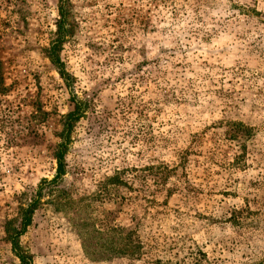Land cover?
Wrapping results in <instances>:
<instances>
[{"label": "rangeland", "instance_id": "obj_1", "mask_svg": "<svg viewBox=\"0 0 264 264\" xmlns=\"http://www.w3.org/2000/svg\"><path fill=\"white\" fill-rule=\"evenodd\" d=\"M18 255L264 264V0H0V264Z\"/></svg>", "mask_w": 264, "mask_h": 264}, {"label": "trees", "instance_id": "obj_2", "mask_svg": "<svg viewBox=\"0 0 264 264\" xmlns=\"http://www.w3.org/2000/svg\"><path fill=\"white\" fill-rule=\"evenodd\" d=\"M62 22V21H61ZM62 24V23H61ZM61 26V25H60ZM62 45L61 40H59V43L53 48L54 54L51 56V59L53 63L58 64L60 62V55L59 53H56L55 51L60 50V46ZM81 105L78 103L75 104V110L71 112L68 115V118L70 120V123L68 124V130L71 132L74 127L76 126V123L80 121L81 119ZM236 135L241 138H247L249 136V130L246 129L244 126L243 127H238L236 128ZM66 146L67 144L62 143L60 146V151L58 153V169H57V175L55 179L50 182L48 185H54L57 184L65 175H66V162H65V155H66ZM117 182H114L112 184H116ZM120 183V182H118ZM39 201H35L32 203L29 208L26 210V218L25 222L23 224L24 226V231L26 230L27 227H29L32 223V218L35 213V211L38 208ZM18 257L21 260V264H32V261L29 259H26L24 256L18 255Z\"/></svg>", "mask_w": 264, "mask_h": 264}]
</instances>
